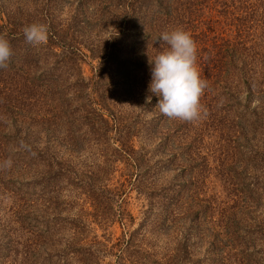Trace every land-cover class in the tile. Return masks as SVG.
I'll return each instance as SVG.
<instances>
[{
	"label": "trees",
	"instance_id": "1",
	"mask_svg": "<svg viewBox=\"0 0 264 264\" xmlns=\"http://www.w3.org/2000/svg\"><path fill=\"white\" fill-rule=\"evenodd\" d=\"M101 4L102 8L89 6L87 0H34L33 3L0 0V35L12 48L7 67L0 69V190L9 191L14 200V234L26 233L28 226L32 227L37 230L34 237L37 246H42L50 233L57 240L56 246L63 248L56 264H103L108 256L99 236H86L87 226L80 222L78 234H74L73 239L64 237L65 245L61 246L58 243L61 236L53 231L69 223L67 218H62L61 200L52 199L47 207L49 218L40 219L33 217L35 199L39 201L48 194H59L63 191L62 182L74 178L72 187L81 189L98 212L107 213L100 215L99 223L109 215V219L119 221L125 229L127 240L108 250V255L113 257L110 263L132 264L126 259V252L133 246L136 220L131 212L117 205L119 200L135 187L144 193L148 201L144 211L146 220L142 224L145 226L154 211L153 200L164 199L175 209L183 201L191 200L195 193L193 187L199 183L195 177L201 175L202 181V174L210 173L219 178L222 172L231 182L235 172L230 174L225 159L234 158L232 152L243 144L239 138L233 141L231 134H234L230 130L237 132L239 128L241 134L244 130L241 125L234 127L232 121L249 120L251 125L257 126L263 115L253 104L258 102L264 108V0H107ZM33 23L47 26L46 43L32 46L25 41L23 29ZM97 25L107 30L109 40H115L110 52L93 47L98 35L92 33ZM176 28L189 31L197 43V64L201 78L208 82L204 93L214 79L222 78V83L227 85L232 76L236 84L233 93L224 87L217 99L212 100L208 94L202 96L201 103L208 109V115L196 122L162 115L156 107L159 98L148 91L152 68L149 60L167 47L158 38L161 33ZM86 41H90V46ZM123 42L144 46L145 58L123 59L125 47L118 48ZM89 64L92 78L85 73ZM148 96L152 97L151 103L145 102ZM118 97L124 100L116 101ZM121 101L134 108L144 106L140 107L141 112L126 118L118 106ZM50 105L54 109L53 116L48 109ZM24 112L28 113L27 118H23ZM146 114L153 116L142 120L140 117ZM63 118L71 131L82 127L86 135L98 138L119 135L131 141L134 136L144 134L159 138V142L154 149L137 151L127 140L115 148L114 155L106 158L101 180L79 181L76 172L67 167L65 151L57 136ZM229 131L227 153L223 154V160L215 158L218 164L213 167L211 154H204L206 138L212 135L214 139L215 134ZM164 155L167 158L158 161L159 168L152 169L156 157ZM256 158L264 166V153ZM9 159L10 167L4 165ZM119 162L132 174L127 175L118 190L110 191L109 184L103 183L115 172ZM176 166L179 173L168 186L156 188L154 182L147 184L158 170L174 171ZM192 171H196L194 178ZM231 185L233 191L226 198L228 201L221 202L216 197L201 200L203 213L196 212L192 218L195 223L203 215L207 216V223L213 229L208 232L214 238L211 253L224 249L223 255H227L230 246L251 252L250 237L255 234L254 229L264 236V224H255L249 202L237 200L236 187ZM197 187L202 191L201 184ZM262 188L253 184L245 187L248 196L258 194L259 198L264 196L260 194ZM196 207L200 205L197 203ZM242 207L249 212L247 223L239 221ZM188 212H192V208H188ZM21 239L24 236L16 241V247L13 244L10 248L16 257L12 261L0 247L2 264H47L40 262L41 257L32 261L33 242ZM52 263L49 259L48 264Z\"/></svg>",
	"mask_w": 264,
	"mask_h": 264
},
{
	"label": "rangeland",
	"instance_id": "2",
	"mask_svg": "<svg viewBox=\"0 0 264 264\" xmlns=\"http://www.w3.org/2000/svg\"><path fill=\"white\" fill-rule=\"evenodd\" d=\"M33 1L30 0V3H33ZM87 1L89 6H99L100 8L103 7L101 3L105 4V2H107V0L93 3L90 0ZM107 33V30H104L100 25L95 27L92 33L98 35L96 36L97 39H95V37L93 40V47L95 50L110 52V48L115 44V40H109L110 36H108ZM125 43L126 42H123L121 43L122 45L118 46V48L125 47L126 53L123 59L132 58L137 60L138 58H145L147 51L144 46L140 44L138 46H132L129 45L128 42ZM85 44L90 46V41H86ZM105 47L107 48L106 50ZM114 66L113 68L115 70L116 66ZM85 73L88 78H92L93 74L90 64L86 66ZM222 82V78L212 80L209 84L210 89L208 87V91L204 93L203 97H205V94H208L211 96L212 100L214 98L217 99L224 87L229 88L233 93L236 84L232 76L227 85H224ZM117 100H124V98L118 97L116 98V101ZM118 106L120 107V111H123L127 118L130 115L132 116L133 113L141 112L143 108L140 107H143L144 104L138 108H134L131 104L121 101ZM254 107L260 108V112L263 114L260 116L257 126L251 125L249 120L241 121L239 119L237 122L232 121L234 127H239L240 125L244 127L242 134L246 136L247 140L244 139L245 137L241 132L238 133L239 128L236 129L237 132L235 130H230V128L228 129L234 134H231L233 141L239 138L243 144L238 150L232 152L234 158L225 159V164L230 166V174L235 172L231 182H228L227 176H224L222 172L218 174L219 178H216L213 174L210 175V173L207 175L202 174V181L200 178L201 175L195 177L196 181L199 180V183L196 185L199 186L201 184L202 191H199L198 187L194 186L195 193L193 197H190L191 200L183 201L180 207L176 209L175 206H168L164 199L157 198L153 200L152 210L154 209V211L145 226H142V224L146 220L144 211L147 208L148 201L144 193H141V191L135 187L134 190H129L127 196L119 200V204L117 205L131 212L136 220L134 229L137 230V232L134 234L133 246L127 249L126 252V259L129 262L132 264H264V236H260L256 229H254L255 232H253L255 234L250 237L251 252L247 250L244 252V249L237 250V248L230 246V250L226 251L227 255H223L224 249L218 253L210 252V244L214 241V238L211 236L210 232H208L209 230L213 232V229H211L207 223V216L203 215L201 219L195 223L194 220L192 221L196 212L200 214L203 213L204 207L201 200L205 201L208 198L213 199L216 197L220 198L219 200L221 202H225L229 193L233 191V186L231 184H234L237 190V200L239 198L247 200L251 207L250 210L253 212L252 219H256L257 221L255 224H264V196H262V198H259L258 194H250L248 196L249 193L248 191L246 193L245 189L246 184L257 185L259 188L264 187V166L261 162H258L256 158L257 155L264 153V108L258 102L253 104V108ZM48 109L50 110V115L53 116V107L50 105ZM27 116L28 113L24 112L23 118H27ZM152 116V114H146V117L140 118L143 120ZM65 120L66 118H63V120L61 119V127L58 129L57 136H59L61 140L60 147L65 151L67 167H70L76 172L79 181L85 180L91 182L95 180L97 182L101 180L102 171L105 169L106 158L110 155H114L115 148L121 147V144L129 139L120 137L119 135L111 136L114 140H112L111 137L98 138L86 135V129L82 127L71 131L66 125ZM25 127H27V125ZM9 131L13 132L12 128H10ZM230 131L215 134L214 139L212 135L207 136L204 154L207 155L209 152L213 157L211 158V166L215 167L216 164H218L215 158L219 160L224 159L225 156H223V154L227 153L226 141L230 137L228 136ZM158 142L159 138L153 139L144 134L134 136L130 141L132 148L137 151H141L142 148L154 149ZM168 155L169 154H167V156ZM167 156L156 157V164L152 169L159 168V164H157L158 161L165 160ZM220 165H222V161ZM173 169L174 171L171 169L172 171L167 172L158 170L156 175H152L153 180L151 177L147 184L154 182L156 188L168 186L174 176L179 173V166ZM114 170L115 172L108 176L107 180L103 183L104 185L109 184L111 187L110 191L114 189L118 190L117 187H121L127 180V175L132 174V171L129 170L123 162L117 163L116 169ZM196 171L190 173L192 178H194ZM189 178L190 175L187 179ZM256 178H258V180ZM73 181H75L74 178L71 181L64 180L62 182L63 191L57 195L48 194L43 196L39 201L35 199L36 209L33 217H40V219L49 218L50 213L47 207L52 203V199L54 202L57 198L60 199L61 211L63 213L62 218H67L69 223L67 226L62 225L61 230L60 227H56L53 230L57 235L61 236L58 243L64 246V237L73 239L74 234H78L77 226L79 222L83 223L87 226L86 236L89 234L92 238L98 235L100 241L105 245L102 249H104V252H107L105 256L108 257L104 258L105 261H103V264H112L110 262H112L113 257L108 255V250L114 245L123 243L125 239L127 240V238H125V229L119 221H114L112 218L109 219V215L101 218V223H99L100 217L107 213L104 211L105 213L101 214L92 207L91 202L87 200V196L84 192L79 188L72 187ZM1 191L2 190H0V247H2L1 250L4 254H9L10 257L8 260L12 261L16 258L14 252L12 254L10 248L13 244V246L16 247V241L24 236V239H21L22 241L30 239L33 242L32 254L34 255H32V261L41 257L42 261L40 262H45L47 264L49 259L53 260L52 264L59 262L60 254L58 253H62L63 248L56 246L57 240H55L50 233L49 239L46 238V243H42V246H37L36 239L34 238L37 235V230L32 227L28 226V231L26 233L14 234L15 226L12 222L14 200L9 191L6 193ZM260 194H264V188L260 190ZM226 201H228V199ZM197 203L200 205L198 208L196 207ZM188 208H192V212H188ZM239 213V221L247 223L245 219L249 212L245 211L242 207V211ZM252 224L254 223L251 222V225ZM252 226L256 228L255 225ZM242 228H244V226H242ZM7 246L8 248H6ZM214 260H216V262H214ZM0 264H2L1 256Z\"/></svg>",
	"mask_w": 264,
	"mask_h": 264
},
{
	"label": "clouds",
	"instance_id": "3",
	"mask_svg": "<svg viewBox=\"0 0 264 264\" xmlns=\"http://www.w3.org/2000/svg\"><path fill=\"white\" fill-rule=\"evenodd\" d=\"M25 41L38 46L48 40V29L44 24L33 23L23 29ZM166 44L154 58H150L151 81L148 91L158 97L160 113L170 119L196 122L207 117L208 109L202 105L201 97L208 82L201 78L197 64V43L189 31L176 28L161 33L158 38ZM12 55L9 41L0 35V69L7 67ZM151 96L146 103H151ZM11 160L4 162L11 166Z\"/></svg>",
	"mask_w": 264,
	"mask_h": 264
}]
</instances>
